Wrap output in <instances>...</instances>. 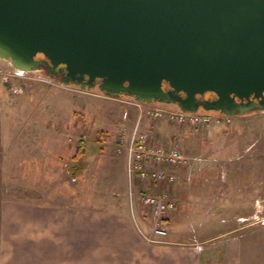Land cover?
<instances>
[{
	"label": "water",
	"instance_id": "obj_1",
	"mask_svg": "<svg viewBox=\"0 0 264 264\" xmlns=\"http://www.w3.org/2000/svg\"><path fill=\"white\" fill-rule=\"evenodd\" d=\"M0 59L186 113H264V0H0Z\"/></svg>",
	"mask_w": 264,
	"mask_h": 264
},
{
	"label": "rangeland",
	"instance_id": "obj_2",
	"mask_svg": "<svg viewBox=\"0 0 264 264\" xmlns=\"http://www.w3.org/2000/svg\"><path fill=\"white\" fill-rule=\"evenodd\" d=\"M50 95L55 107L67 105L73 99L75 103L65 125L54 111L48 120H39L47 126L48 137H56L48 138L51 155L48 176L34 175L27 183L23 175L15 176L19 180L18 190H9L5 199L27 196L52 204H81L83 209L111 211L128 205L136 214L139 227L147 230L140 202L141 183L138 180L131 183L128 174L126 179V154L124 148L121 153L118 151L121 136L131 133L137 124L136 101L126 96L110 97L98 88L63 86L60 77L51 78L43 69L21 75L9 62L0 59L1 111L9 112L10 107L25 104L46 110ZM153 106L178 111L175 105ZM127 111L129 117L124 119ZM197 113L220 122L195 128L143 118L141 131L148 132L155 143L178 144L191 161L195 176L192 181L181 183L180 192L185 194L186 186H195L192 204L198 207L193 210L200 220L195 225L189 224L192 237L197 236L194 230L203 225L201 220L207 234L235 231L244 249V264H264V113L238 117L202 109ZM171 190L178 205L174 188ZM214 200L220 201V209L210 211ZM207 212H219L220 217L213 219Z\"/></svg>",
	"mask_w": 264,
	"mask_h": 264
},
{
	"label": "crops",
	"instance_id": "obj_3",
	"mask_svg": "<svg viewBox=\"0 0 264 264\" xmlns=\"http://www.w3.org/2000/svg\"><path fill=\"white\" fill-rule=\"evenodd\" d=\"M47 100L46 110L33 104L15 105L5 113L0 109V264H244V249L235 231L207 234L201 220L203 225L194 230L198 239L192 237L189 224L200 220L193 210L198 207L192 204L195 186H186L185 194L180 192L181 183L195 176L192 167L179 175L180 185L174 187L179 200L170 216V235L158 243L139 234L138 218L128 205L111 211L27 196L5 199L9 190H18L15 176L23 175L25 183L34 175L48 176L49 141L56 137H48L47 126L39 120H48L54 111L65 125L75 101L55 107L54 97L47 96ZM37 134L42 137L38 139ZM211 209L219 210L220 201L214 200ZM207 214L220 217L219 212Z\"/></svg>",
	"mask_w": 264,
	"mask_h": 264
},
{
	"label": "built area",
	"instance_id": "obj_4",
	"mask_svg": "<svg viewBox=\"0 0 264 264\" xmlns=\"http://www.w3.org/2000/svg\"><path fill=\"white\" fill-rule=\"evenodd\" d=\"M21 75L27 73L18 71ZM138 110V121L133 131L121 136L119 153L124 151L128 162V175L131 183H141L140 202L142 217L147 221L148 229L138 227L139 234L148 242L158 243L170 235V216L177 209V199L173 194L174 186L179 182V172L190 167L191 161L178 144L162 145L155 143L151 135L141 131V121L149 118L155 121L168 120L179 126L207 127L218 119L203 114H190L178 110L167 111L157 106L134 102ZM124 119L129 113H124ZM162 185L164 188L161 189Z\"/></svg>",
	"mask_w": 264,
	"mask_h": 264
},
{
	"label": "flooded vegetation",
	"instance_id": "obj_5",
	"mask_svg": "<svg viewBox=\"0 0 264 264\" xmlns=\"http://www.w3.org/2000/svg\"><path fill=\"white\" fill-rule=\"evenodd\" d=\"M207 98H210L211 100H214L215 99V97L212 96V95H207Z\"/></svg>",
	"mask_w": 264,
	"mask_h": 264
},
{
	"label": "trees",
	"instance_id": "obj_6",
	"mask_svg": "<svg viewBox=\"0 0 264 264\" xmlns=\"http://www.w3.org/2000/svg\"><path fill=\"white\" fill-rule=\"evenodd\" d=\"M75 159H77V158H75ZM76 161V160H75Z\"/></svg>",
	"mask_w": 264,
	"mask_h": 264
}]
</instances>
